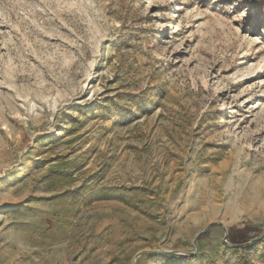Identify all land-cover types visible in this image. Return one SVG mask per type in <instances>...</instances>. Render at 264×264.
Instances as JSON below:
<instances>
[{
	"label": "rangeland",
	"instance_id": "obj_1",
	"mask_svg": "<svg viewBox=\"0 0 264 264\" xmlns=\"http://www.w3.org/2000/svg\"><path fill=\"white\" fill-rule=\"evenodd\" d=\"M151 250L264 264V0H0V264Z\"/></svg>",
	"mask_w": 264,
	"mask_h": 264
},
{
	"label": "water",
	"instance_id": "obj_2",
	"mask_svg": "<svg viewBox=\"0 0 264 264\" xmlns=\"http://www.w3.org/2000/svg\"><path fill=\"white\" fill-rule=\"evenodd\" d=\"M216 225L217 224H211V225H209L202 234H205L206 232H208L211 228H213ZM200 236H198L196 238V240L194 241V244H195V247H196L197 250H198V240H199V237ZM196 253L197 252H195V253H183V252H173V251H165V250L144 251V252H141V253H139V254H137L135 256L133 264H141L142 259L144 257H146V256H149V255H182L183 254V255H186V256L187 255L193 256V255H196Z\"/></svg>",
	"mask_w": 264,
	"mask_h": 264
},
{
	"label": "bare ground",
	"instance_id": "obj_3",
	"mask_svg": "<svg viewBox=\"0 0 264 264\" xmlns=\"http://www.w3.org/2000/svg\"><path fill=\"white\" fill-rule=\"evenodd\" d=\"M165 29V28H164Z\"/></svg>",
	"mask_w": 264,
	"mask_h": 264
}]
</instances>
